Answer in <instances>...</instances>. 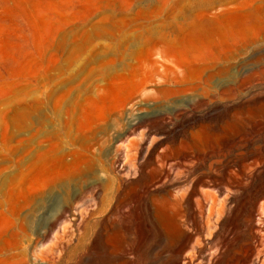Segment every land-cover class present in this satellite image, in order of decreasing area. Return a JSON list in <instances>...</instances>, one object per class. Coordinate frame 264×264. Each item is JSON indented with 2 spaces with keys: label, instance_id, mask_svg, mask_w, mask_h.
<instances>
[{
  "label": "rangeland",
  "instance_id": "obj_1",
  "mask_svg": "<svg viewBox=\"0 0 264 264\" xmlns=\"http://www.w3.org/2000/svg\"><path fill=\"white\" fill-rule=\"evenodd\" d=\"M262 5L264 0H0V264H32L40 232L73 194L76 200L89 196L90 182L57 186L82 163L78 128L87 134L110 128L115 115L128 119L130 101L143 87H245L235 103L264 92ZM250 14L253 23L242 25ZM198 21L222 29L217 43L189 53L178 41L173 62L162 61L161 37L169 28ZM190 54L200 61L192 62ZM172 71L179 78L162 85L160 75L173 77ZM259 121L264 103L253 102L189 132L249 136ZM112 135L102 130L97 137L109 168ZM43 187L46 197L32 213L29 195ZM68 226L72 233L73 221Z\"/></svg>",
  "mask_w": 264,
  "mask_h": 264
},
{
  "label": "bare ground",
  "instance_id": "obj_2",
  "mask_svg": "<svg viewBox=\"0 0 264 264\" xmlns=\"http://www.w3.org/2000/svg\"><path fill=\"white\" fill-rule=\"evenodd\" d=\"M209 22L171 26L159 58L173 62L178 41L189 53L217 43L222 29ZM171 74L160 75L162 85L179 78ZM244 88L143 87L128 119L115 115L110 128L87 134L78 128L82 163L57 186L90 182L89 196L73 194L40 232L32 264H264V121L254 122L249 136L189 132L240 105L264 103V92L235 103ZM35 117L31 107V124ZM102 130L113 131L110 168L97 138ZM47 192L29 195V211H38Z\"/></svg>",
  "mask_w": 264,
  "mask_h": 264
}]
</instances>
